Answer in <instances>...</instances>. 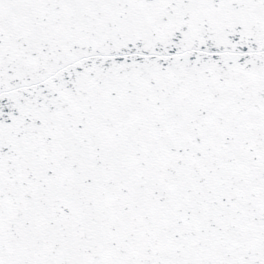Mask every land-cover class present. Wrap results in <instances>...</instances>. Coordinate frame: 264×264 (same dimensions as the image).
Listing matches in <instances>:
<instances>
[{
  "label": "snow or ice",
  "instance_id": "6c2138e0",
  "mask_svg": "<svg viewBox=\"0 0 264 264\" xmlns=\"http://www.w3.org/2000/svg\"><path fill=\"white\" fill-rule=\"evenodd\" d=\"M0 264H264V0H0Z\"/></svg>",
  "mask_w": 264,
  "mask_h": 264
}]
</instances>
